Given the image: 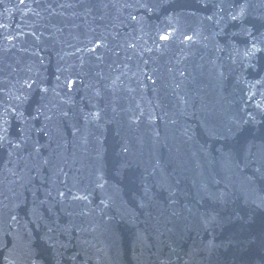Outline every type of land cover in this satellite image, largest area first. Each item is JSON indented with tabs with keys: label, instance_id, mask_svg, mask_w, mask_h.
Wrapping results in <instances>:
<instances>
[{
	"label": "water",
	"instance_id": "water-1",
	"mask_svg": "<svg viewBox=\"0 0 264 264\" xmlns=\"http://www.w3.org/2000/svg\"><path fill=\"white\" fill-rule=\"evenodd\" d=\"M0 264H264V0H0Z\"/></svg>",
	"mask_w": 264,
	"mask_h": 264
}]
</instances>
